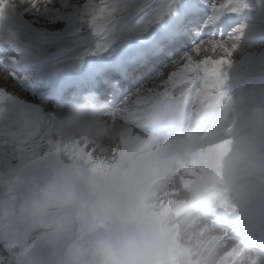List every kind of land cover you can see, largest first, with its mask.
<instances>
[{"label": "clouds", "instance_id": "clouds-1", "mask_svg": "<svg viewBox=\"0 0 264 264\" xmlns=\"http://www.w3.org/2000/svg\"><path fill=\"white\" fill-rule=\"evenodd\" d=\"M106 111L87 93L56 124L64 141L112 144L122 137L104 169L56 158L0 200V222L11 223L22 243L36 245L20 249L21 264H180L160 214L161 197L174 192L180 211L208 221L222 178L264 181V107L252 108L228 134L224 100L207 114L187 117L178 98H153L143 109L140 134L123 124L114 132ZM164 128L175 137H159ZM219 144L226 148L218 158L213 154L215 186L204 178L182 186L181 169Z\"/></svg>", "mask_w": 264, "mask_h": 264}, {"label": "snow or ice", "instance_id": "snow-or-ice-1", "mask_svg": "<svg viewBox=\"0 0 264 264\" xmlns=\"http://www.w3.org/2000/svg\"><path fill=\"white\" fill-rule=\"evenodd\" d=\"M103 3L104 6L99 7L91 0L93 10L90 28L94 30L93 35L104 33L108 25L121 14L116 0H103ZM52 4L53 0H0V14L10 6L18 5L25 11L29 9L37 11L42 6ZM246 9V0H227V3L220 5L213 3L212 0H134L130 5L132 15L128 18L126 31L134 33L132 48H135V54L131 57L130 65L121 67L117 71L128 78L129 69L134 66L142 70L154 86L148 88L146 80L140 79L137 81L139 87L124 96L118 105L115 103L118 95L113 94V99L108 102L105 113L111 121L113 131L119 133L122 124L142 130L143 109L157 97L178 98L183 101L184 115L187 117L211 112L222 100L218 91L222 82L221 69L228 60L219 59L213 62L205 59L202 63L196 64L193 63L191 53L198 54L201 50L207 51L210 48L213 52L222 50L226 57H230L236 51L235 41L241 38L243 27L233 28L232 32L227 34L229 39L224 42H221V38L216 33L219 28L227 30L230 20ZM101 20L102 24L99 23ZM228 43L233 45L231 49L227 47ZM105 50L103 46L97 45L92 54L102 53ZM181 53L183 54L180 60H177V55ZM168 60H171L172 64H168ZM181 60L185 62L183 67H179ZM173 66L177 67L178 71H172L163 84L155 86V81L163 78L164 69H171ZM201 71L204 73L203 83L200 84L199 90L195 91V103H193L190 99V86L196 84V76ZM19 72V69L11 67V62L0 68V73L14 80ZM189 73L193 75L192 79L188 78ZM158 88H163V91ZM85 93H90V87L85 86L76 90L71 105L79 104ZM102 99L107 101L108 98L104 96ZM190 107L192 111H189ZM53 134L45 136L47 139V151L43 154L45 158L50 155L56 158L66 156L68 160L83 161L98 172L108 165L109 161L96 157L97 151L101 153L106 151V143L81 144L64 141L57 134H55L57 138L52 139L50 137ZM121 139L122 137L111 144L112 157L115 156ZM225 148L226 144L213 145L197 153L196 158L181 169L179 177L181 185L186 187L196 179L204 178L209 185L215 186L218 176L211 171V161L213 154L218 158ZM174 195L173 192L168 198L161 197L159 203L161 217L170 225L171 252L181 258L180 264H216L217 243L225 239V236H208L209 232L216 229L213 222L201 221L189 212L180 211L181 205L171 199ZM221 206L223 207L224 204L221 203ZM13 229L11 223L0 222V235L9 233ZM233 239L236 240L234 237ZM9 245V240L0 243V264H16V254L19 253L20 256L24 254L20 252L19 247H9ZM22 247L27 252L36 248V245L29 247L26 243H22ZM241 249L247 251L249 264H264V259L240 242L236 250Z\"/></svg>", "mask_w": 264, "mask_h": 264}, {"label": "bare ground", "instance_id": "bare-ground-1", "mask_svg": "<svg viewBox=\"0 0 264 264\" xmlns=\"http://www.w3.org/2000/svg\"><path fill=\"white\" fill-rule=\"evenodd\" d=\"M65 1L66 0L61 1L62 5L57 4L58 8H60L59 6L65 8V6L68 5ZM80 1L81 0L78 2ZM71 2L74 4L78 3L77 0ZM116 2L120 6L121 14L114 22L110 23L105 32H102L100 35H93L94 30L90 28V17L93 10L90 6L87 8L82 7L79 12L72 14L70 16L71 18L68 16L70 19H66L60 11H54V9L52 10L48 6H42L37 11L30 9L25 11L24 8L18 5L10 6L6 9L14 13V24L18 26V33H16L18 39L12 43L29 45L34 48V50L44 51L45 56L50 59L51 62L59 57H62L59 62L67 60V57H63L58 54V52L76 47L77 44L80 43H92V46L89 48V50L92 51L96 49L97 45L103 46L105 45L104 43L108 44V41L117 38L130 46L133 44L134 33L127 32L126 29L128 27V18L132 15L130 5L134 3V0H117ZM98 10L99 8H97V11ZM99 23L102 24L103 21L101 20ZM72 33L77 34V36L75 37V34L70 37L67 36V34ZM64 36L68 37V39L64 38ZM73 37L75 38L72 39ZM94 37H96V40H93ZM228 48L231 49L232 47L230 46ZM207 51H209V49ZM237 52L238 50L236 49L230 57H226L223 51L217 54L223 57V59L228 60V63L222 67L225 68L224 72L227 73L229 80L227 79L228 81L225 84L219 85L218 91L220 97L226 103H230L234 99H238L243 103V108L233 120L235 126L236 122H238L248 110L256 106H263L260 102L263 98L260 97L257 92L249 90L246 94H242L244 92L242 90V83H239L238 79L235 80V78H232L236 70L239 72L237 66L240 64L238 63L239 60L245 58L243 55L241 56L239 52L237 54ZM196 54L192 59L193 63L196 64L199 63L197 61H204L205 59L213 61V59H216V53L211 49L209 52L198 53L197 56ZM256 54L254 55L253 52L250 51L248 55L249 57L254 56L255 60L258 57H256ZM26 55L27 54L23 55L22 58ZM27 56H29L28 62L35 61V65L37 64L40 66L42 63L40 59L44 57V54L39 55L40 59L35 55H33L34 57L32 58H30L32 55ZM184 63L185 62H181L179 67H183ZM53 65L54 64H52V66ZM33 67L35 68L34 65ZM227 69L231 70L226 71ZM131 71L135 72L134 70ZM172 71H178V68L166 71L162 79H157L155 81V86L163 84ZM188 76L189 79L193 78L191 73H189ZM203 77L204 73L202 71L199 72L196 76V84L190 86V99L193 103H195V91L199 90L200 84L203 83ZM223 85L227 86V88H222ZM235 87L236 89H233ZM0 90H2L0 91L2 93V102L0 103V200H2L5 193L9 191L8 188L16 187L22 183L25 178L37 174L47 163L56 159L54 155H50L47 158L43 156L44 152L47 151V139L45 136L54 133L50 138H57L55 137V134H57V120L65 111L55 114V107L51 106L43 110L41 107L38 108V103H35L33 106L29 105L26 100H28L30 96L27 94L26 87L20 85L19 88L12 79L8 80L1 74ZM158 90L163 91V88H158ZM36 95L42 100L41 96L38 94ZM36 101L39 100L36 99ZM133 131L136 134H140L138 128H134ZM106 145V151L103 153L97 151L96 157L100 160L110 161L113 158L111 154L112 146L109 143H106ZM63 158L64 160H68L66 156ZM225 182L226 181L222 178L215 189L214 196L218 201L210 209V213L212 214L210 218L216 229H213L207 235L217 237L221 235L225 236V239L219 240L217 243L216 264H249V257L246 256L248 254L247 251L245 249L236 250L238 245V237L236 234L231 233L233 230H225V232H223L219 226V220L223 216H229L234 220L241 213L249 214L251 212V207L257 205L258 202L264 198V181L257 179L237 189H232V186L226 188L223 185ZM221 203L224 204L223 207ZM232 236L236 240H234ZM5 240L10 241L9 247H11L17 244L22 245L23 238L18 231L13 229L9 233L0 235V242H4ZM20 259L21 258L17 255L16 264H19Z\"/></svg>", "mask_w": 264, "mask_h": 264}, {"label": "rangeland", "instance_id": "rangeland-1", "mask_svg": "<svg viewBox=\"0 0 264 264\" xmlns=\"http://www.w3.org/2000/svg\"><path fill=\"white\" fill-rule=\"evenodd\" d=\"M61 1L62 0H53V4L52 5H50V6H48V7H50L52 10L54 9V11H60V13L62 14V15H64V17H66V19H70L71 17V15L72 14H74V13H76V12H79L80 10H81V8L83 7V8H87V7H91V0H81L80 2H78L79 0H77V2L78 3H72L71 1H73V0H66L65 2H67V6H65V8H62V6H59L60 8H58V5H60L61 4ZM71 3H70V2ZM75 1V0H74ZM117 1V0H116ZM58 2V3H57ZM70 3V5H69V3ZM92 2H93V4L94 5H97V6H99V7H103L104 6V3H103V0H92ZM96 2H98V3H96ZM218 4L217 5H220V4H223V3H227V0H218ZM58 4V5H57ZM257 4H259V7H258V9H257V7H256V5ZM62 5V4H61ZM84 5V6H83ZM251 6H253V9L256 11V15H255V17L253 18L252 17V20L249 22V21H247L246 23H244V24H242V25H240V26H242L243 27V32L241 33V38L240 39H238V40H236L235 41V44H236V49L238 50V52H239V54L242 56H244L245 58H241L240 60H239V62L238 63H240V64H238L237 66H238V69H239V72H237L238 70H236V72H234L235 73V75H233L232 76V78L234 79L235 78V80L236 79H238V82L240 83V78L244 75V77H243V80H245V81H248L247 79L248 78H252V79H255V78H257V80H256V84L258 85V84H260V87H258L255 83L253 84L254 86H253V88L254 87H256L259 91L258 92H260V93H262V94H264V0H255L254 2H253V5L252 4H250V5H248L247 7H251ZM57 8V9H56ZM76 8V9H75ZM80 8V9H79ZM71 9V10H70ZM247 10V9H246ZM245 10V11H246ZM75 11V12H74ZM66 12V13H65ZM71 12V13H70ZM70 18H69V17ZM75 33H72V34H67V36L68 37H70V36H72V35H74ZM259 36H261L260 37V41H257V42H253L252 43V41L253 40H256ZM64 38H66V36H64ZM229 39V37L228 36H225V37H223L222 39H221V42H224V41H227ZM227 46L228 47H232L233 45L231 44V43H228L227 44ZM255 50V51H254ZM36 51V53H35V56L38 58V59H40L39 58V55L40 54H44V57H45V52L44 51H37V50H35ZM209 51H210V48H209ZM209 51H203V50H201V52L199 53V54H201V53H206V52H209ZM222 50H216L215 51V55H216V59L215 60H219V59H223V57H220L219 55H217V54H220V52H221ZM250 51H252L253 52V54L255 55L256 53V57H257V59H255L254 60V56L253 57H249V53H250ZM238 52H237V54H238ZM38 53H40V54H38ZM183 53H181L180 55H178L177 57H176V59L177 60H180V56L182 55ZM195 54L196 53H191V55H192V59H193V56H195ZM196 56H197V54H196ZM218 56V57H217ZM40 60H42V59H40ZM214 59H213V61H215ZM48 63L49 62H51V60L50 59H48L47 58V60H46ZM243 61H245V62H243ZM181 62H184V61H182L181 60ZM180 62V63H181ZM197 62H199L198 64H200V63H202V61H197ZM243 62V63H242ZM169 64H172V62L171 63H169ZM52 65H50V67H51ZM173 68H177V67H175V66H173L171 69H173ZM33 69H35L34 67H33ZM36 70V69H35ZM169 69H164V74L166 73V71H168ZM224 70H225V68L224 67H222V69H221V84H225L229 79H228V76H227V73L226 72H224ZM231 69H227L226 71H230ZM40 71L41 70H39V69H37V71H36V73L37 74H39L40 73ZM226 73V74H225ZM2 76H4L6 79H8V80H10V79H12L16 84H17V86L20 88V85H22V84H20L17 80H14L13 78H10V77H8V76H5L6 74H3V73H0ZM189 77V76H188ZM17 79V78H16ZM228 79V80H227ZM230 80H232V79H230ZM147 82V86H148V88H150L151 86L153 87V82L151 83V81L150 80H148V81H146ZM151 85V86H150ZM256 85V86H255ZM23 86V85H22ZM25 87V86H24ZM151 87V88H152ZM6 88V87H5ZM255 89V88H254ZM136 90V88L134 89V90H132V92H134ZM26 91H27V94L30 96V98L28 99V100H26L27 101V103L29 104V105H31V106H33L35 103H38V108H42L43 110H45V109H48V107H51V105H52V107H54L53 106V103H51V102H48V103H51V105L50 104H47V106H44V102H42V100L41 99H39L38 98V96L36 95V94H31L29 91H28V89L26 88ZM132 92H130L129 94H131ZM259 93V94H260ZM39 96H40V94H38ZM36 99H38L39 101H36ZM43 106H44V108H43ZM257 107V106H256ZM58 111V112H57ZM57 111L55 110V114H57V113H59L60 111H62V109H57ZM65 111V110H64ZM246 114H248V111H247V113ZM248 115H246V117H247ZM63 158V157H62ZM64 159V158H63ZM66 159H67V157H66ZM238 177H241V176H237L236 178H238ZM232 179V178H231ZM231 179L229 180V179H227V180H229V181H231ZM225 180V179H224ZM227 180H225V181H227ZM247 184H250V181L247 183ZM229 230H231V229H229ZM222 231L223 232H225V230H223L222 229Z\"/></svg>", "mask_w": 264, "mask_h": 264}]
</instances>
